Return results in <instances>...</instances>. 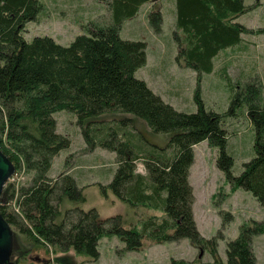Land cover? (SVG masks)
Listing matches in <instances>:
<instances>
[{
  "label": "trees",
  "instance_id": "obj_1",
  "mask_svg": "<svg viewBox=\"0 0 264 264\" xmlns=\"http://www.w3.org/2000/svg\"><path fill=\"white\" fill-rule=\"evenodd\" d=\"M102 1L110 11L108 19L91 23L87 35L62 45L48 36L24 38L29 22L47 17L45 0H0V148L16 171L23 169L28 175L18 186H5L0 212L28 252L31 247L47 248L57 264H66L73 251L97 259L104 235L119 236L128 251L188 238L213 258L196 264H257L253 238L264 233V223L244 222L238 237L228 242L224 262L218 252L223 234L209 239L197 229L190 175L194 147L206 140L219 150L217 166L229 179L231 190L242 188L264 205L260 82L239 81L236 86L224 68L231 86L242 88L235 93L232 108L247 105L255 132L254 157L234 176L226 115L206 109L200 90L195 96L198 111H179L135 75L147 63V44L123 39L120 30L126 19L139 15L153 0ZM175 1L177 59L193 68L201 82L203 74L214 70L215 59L227 48H238L243 35L252 31L236 20L248 11L247 0ZM52 2L53 13H68L64 7L69 0ZM147 13L160 32L161 10ZM63 110L77 117L87 149L117 154V172L108 188L129 205L128 214L103 219L96 208L85 210L86 186L80 185L72 165L58 176L50 175L55 157L71 145L70 138L58 132L55 115ZM106 115L119 117L100 120ZM135 120L153 133L166 134V146L149 143ZM139 161L145 174L137 172ZM143 210L149 212L148 217L141 214ZM223 221L228 225L231 214L224 213ZM169 264L195 262L174 258Z\"/></svg>",
  "mask_w": 264,
  "mask_h": 264
},
{
  "label": "rangeland",
  "instance_id": "obj_2",
  "mask_svg": "<svg viewBox=\"0 0 264 264\" xmlns=\"http://www.w3.org/2000/svg\"><path fill=\"white\" fill-rule=\"evenodd\" d=\"M45 2L48 7L47 17L44 16L40 22L33 21L26 25L23 35L27 41L37 36H48L62 45H69L76 36L87 35L91 23H102L110 14L102 0H69L64 7L68 13H53L52 0ZM246 4L248 11L236 20L252 31L243 35L244 39L238 48L233 46L224 50L215 59L214 70L203 74L201 82L193 68L181 64L177 59L179 49L175 0H153L145 4L139 15L124 21L120 30L123 39L147 44V63L135 75L144 80L164 101L179 111L194 113L199 108L195 96L197 90H200L206 109L226 115L225 123L230 136L227 150L234 158V176L240 175L244 164L254 157L255 132L247 114V105L232 108L234 95L242 88H239L240 85L238 88L231 86L224 68L232 84L236 85L239 81L249 84L258 80L261 85V100L264 102V0H247ZM149 10H161L163 23L160 32L155 30V23L152 25L147 13ZM178 33L183 37L180 31ZM55 117L58 121V132L68 136L71 145L55 157L50 175L58 176L70 164L75 169L74 175L80 179V185L86 186L87 201L83 205L85 210L96 208L103 219L128 214L129 205L123 203L108 188L117 172V154L103 148L87 149L77 117L71 112L63 110ZM115 117L119 116L106 115L100 120H111ZM134 122L149 143L159 148L166 146V134L149 131L140 120ZM194 152L190 182L195 194L193 211L197 229L203 237L209 239L220 237V232L223 234L218 240V252L226 262L228 242L238 237L241 225L252 220L264 223V205L252 193L242 188L235 192L231 190L229 179L217 166L219 150L211 147L208 141L196 145ZM136 169L138 173L145 174L141 161L137 163ZM25 177H28L26 171L20 169V181H24ZM224 213L232 216L228 225L223 223ZM141 214L148 217L149 212L143 210ZM17 244L23 257L27 248L20 237L17 238ZM97 247V259L77 255L73 251L66 264H169L174 258L186 259L195 264L202 260L213 261L207 250L194 247L188 238L155 244L141 251H128L119 236L104 235ZM30 249L31 254L20 264H37L34 257L31 259V256L36 255L51 258V253H46L42 248ZM253 249L257 264H264V233L253 238ZM48 264L57 263L51 261Z\"/></svg>",
  "mask_w": 264,
  "mask_h": 264
},
{
  "label": "water",
  "instance_id": "obj_3",
  "mask_svg": "<svg viewBox=\"0 0 264 264\" xmlns=\"http://www.w3.org/2000/svg\"><path fill=\"white\" fill-rule=\"evenodd\" d=\"M16 167L11 159L2 151L0 148V204L1 197L3 195L5 186L7 184L15 187L13 183L10 182L11 178L16 173ZM18 250L17 236L7 221V219L0 212V264H13L14 257ZM54 262V257L50 258L49 262Z\"/></svg>",
  "mask_w": 264,
  "mask_h": 264
},
{
  "label": "flooded vegetation",
  "instance_id": "obj_4",
  "mask_svg": "<svg viewBox=\"0 0 264 264\" xmlns=\"http://www.w3.org/2000/svg\"><path fill=\"white\" fill-rule=\"evenodd\" d=\"M39 249H41V248H39ZM34 250H38V249H34ZM34 250H33V251H34ZM42 250L45 251V252L47 253V248H42ZM25 252H27V254H24V256L22 257V255L20 254L19 250H17V253H18V254L16 253V255H15V257H14V261H15L14 264H20V263L22 262L23 259H26L27 257H29V255L31 254V251L28 252V251L26 250ZM33 257L36 259L37 264H48L49 261H50V258H46V257H43V256H37V255H36V256H31V259H32ZM51 257H52V256H51Z\"/></svg>",
  "mask_w": 264,
  "mask_h": 264
},
{
  "label": "built area",
  "instance_id": "obj_5",
  "mask_svg": "<svg viewBox=\"0 0 264 264\" xmlns=\"http://www.w3.org/2000/svg\"><path fill=\"white\" fill-rule=\"evenodd\" d=\"M10 182L13 183L14 185L19 184V182H20V170H17L15 175L11 178Z\"/></svg>",
  "mask_w": 264,
  "mask_h": 264
},
{
  "label": "bare ground",
  "instance_id": "obj_6",
  "mask_svg": "<svg viewBox=\"0 0 264 264\" xmlns=\"http://www.w3.org/2000/svg\"><path fill=\"white\" fill-rule=\"evenodd\" d=\"M50 253V252H49Z\"/></svg>",
  "mask_w": 264,
  "mask_h": 264
}]
</instances>
